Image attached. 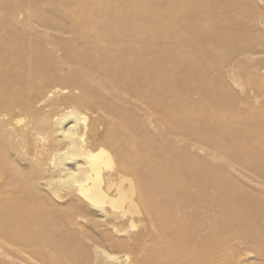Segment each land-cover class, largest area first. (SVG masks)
<instances>
[{
	"label": "bare ground",
	"instance_id": "bare-ground-1",
	"mask_svg": "<svg viewBox=\"0 0 264 264\" xmlns=\"http://www.w3.org/2000/svg\"><path fill=\"white\" fill-rule=\"evenodd\" d=\"M254 1L264 3L0 0V258L218 264V246L231 245L238 264H264V132L247 137L264 129V112L246 113L235 131L215 114L249 112L237 97L264 73ZM136 178L147 181L140 206ZM125 200L141 219L136 233L118 228ZM81 204L98 207L103 230L86 232ZM218 213L231 236L218 237Z\"/></svg>",
	"mask_w": 264,
	"mask_h": 264
},
{
	"label": "rangeland",
	"instance_id": "rangeland-1",
	"mask_svg": "<svg viewBox=\"0 0 264 264\" xmlns=\"http://www.w3.org/2000/svg\"><path fill=\"white\" fill-rule=\"evenodd\" d=\"M253 4H254V7H252L253 9H259V8L264 9V3L262 1H258V2L254 1ZM238 20L241 21V20H243V18L240 17V18H238ZM234 22H235V20H234ZM166 65L167 66H174V63H166ZM261 72H262L261 76L258 77L257 79H255L254 82L252 83L253 86L252 85L250 87L247 86L245 88V92L239 94L238 97H237V102L240 103V105H242L243 107L246 106L245 108L248 107V109H250L249 112L248 111H243L242 113H239V115H238L239 117L237 116V118H232L233 117L232 116V112L225 105H222L223 107L218 108V110L215 112V114L218 117H220V118H222L224 120L225 119H227V120L231 119V121H230L231 123L229 122L230 124L227 125L228 130H233V131L237 130V128H239L241 126L240 119H242V117H244L246 113H263L264 112V73H263V71H261ZM176 78L177 79H186V80H191V81L197 79V77H191V78L188 77V78H186V77H182V76H177ZM216 85H218V89L225 88L223 85H219L217 83H216ZM234 87H235L234 85L231 86L232 89H235ZM258 89H260V90H258ZM187 91H191V90H187ZM203 104H210V103L207 101V102H205ZM88 115H89V113H87V112H83L82 111L80 113V115H79L80 119L78 120L79 125L83 124L84 117H86ZM126 118L128 119V116H125V117L123 116L122 117V119H125V120H126ZM158 120L162 121L163 120V116L159 117ZM170 120H169V122H170ZM71 124H72V121H69V124L67 125V127L70 126ZM59 132H60L59 130L55 131L52 134V137H56L57 138V146L61 147L62 146V144H61L62 141L59 139V135H58ZM261 132H264V129L260 130V131L251 129V130H249V133L247 134V137H249V136L254 137V136L260 134ZM220 133L221 132L218 131V134H220ZM59 140H60V143L58 142ZM205 148H206L205 150H199V151H201V152L206 151L207 153L213 151L212 147L210 145H208ZM40 150L42 152H45V150L42 147L41 143H40ZM195 152H197V151L195 150ZM203 153H205V152H203ZM227 159H228V157L226 155L220 154V153H218V156L215 158V160H217L218 163H224V162L228 163ZM47 161H49V160H47ZM22 164H23V166H21V168L24 171H26L27 173H30V170L32 169L31 168V164L32 163L29 162V161H22ZM69 166H73V164L71 163ZM185 166L186 165H185V163L183 161L179 164V167H185ZM43 167H45V164L43 165ZM170 169H172V168H170ZM51 171H52V167L50 169V172ZM53 174H54L55 177L57 176V172H53ZM212 179L213 178H211V180ZM133 182H134V186L137 188V191H135V194H134V200L136 202H138L137 204H139V206H140L139 201H137V199H138L137 195L139 194V187L141 185H143L147 181H146L145 178H143V179L136 178V179H134ZM127 184L129 185L128 182L124 183L125 186ZM222 191L224 193H227V195H228L229 192H230V189H226V190H222ZM59 192L61 194L63 193V191H59ZM45 194H47V193H45ZM79 197H83V195L80 194ZM67 201H69V198L65 197V198H62L59 202L62 204V203H66ZM246 204H247V208L253 207V205H251L249 203V201L248 202L246 201ZM122 205H123V209H124V212H122V213H123V215L125 217H124V219H122L121 222H119L118 228L129 229L130 233H136V232L140 231L142 229L143 225L141 224V219H139V215L131 210L130 204H129V202L127 200L123 201ZM80 206H82V208L86 209L87 213L89 215L88 219H84V220L81 221L82 226L85 228L86 232L87 233H96L98 231L103 230L104 226L100 225L102 219L100 218L98 207H95L93 205L87 206V205H83V204H81ZM105 209L108 211V213H114L115 211H117V206H114V205H111V204L107 203L105 205ZM226 214L227 215L233 214V209H228L226 211ZM132 218H134L135 222L138 224L137 227H131L130 222H131ZM222 222H223V218L218 213V237L231 236V233H230V231L228 229H225V228L221 227L222 226ZM114 235L117 236L116 233H114ZM152 235H153V231H152ZM152 235L147 237V239H146L147 240V242H146L147 245L150 244L152 242V240L154 239L155 236L154 235L152 236ZM118 236H119V234H118ZM139 238H141V237H139ZM231 242L232 243L234 242V244L236 245V244H238L239 241H238V238L234 237L231 240ZM11 245H12L11 243L7 244V246H11ZM231 248H232L231 245L229 247L225 246L223 248L222 247L219 248V246H218V264H238V263H240L239 260L237 261L235 259L234 255H233V253L231 251ZM114 252L117 253L118 251L114 250ZM117 254L120 255V256L123 255V253H119V252ZM69 257L74 259L75 261H78L81 258V255H77L76 253H74V256H69ZM245 258L252 260L253 259V254H250V255L246 256ZM0 261H2L3 264H16L13 261V259L10 256L6 255V254L2 255V257L0 258ZM243 263H245V260H244ZM257 263H260V261H257Z\"/></svg>",
	"mask_w": 264,
	"mask_h": 264
}]
</instances>
